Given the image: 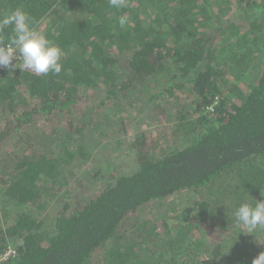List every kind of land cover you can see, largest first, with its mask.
<instances>
[{
  "label": "trees",
  "instance_id": "1",
  "mask_svg": "<svg viewBox=\"0 0 264 264\" xmlns=\"http://www.w3.org/2000/svg\"><path fill=\"white\" fill-rule=\"evenodd\" d=\"M199 1L124 0L117 8L109 0H0V18L22 9L30 27L38 31L45 23L43 34L64 53L58 75L19 66L0 79V112L9 116L0 146L12 133L21 137L18 150L0 152V253L9 241L23 243L3 264H252L256 251L234 212L242 203L264 201V0H219L213 7L211 0ZM227 2L252 23L236 31L229 30L231 21L220 25L213 9ZM200 12L209 15L197 22ZM13 36L12 25L0 27V46ZM248 41L257 43L254 53ZM118 53L126 58L122 73ZM81 86L101 89L105 100L118 93L141 100L143 93L146 117L156 127L169 125L173 143L161 129L150 144L138 132L135 171L115 175L89 197L64 195L60 210L41 217L66 185L63 164L90 156L68 144L93 115L77 118L80 127L69 119L61 154L50 148L59 130L42 127L57 112L73 116ZM99 172L90 173L88 184ZM184 192L193 193L192 204L172 225L168 211L154 221L140 217L144 207H160ZM210 226L218 233L213 239L202 231ZM194 227L208 243L199 260L187 237ZM166 247L177 250L170 260Z\"/></svg>",
  "mask_w": 264,
  "mask_h": 264
},
{
  "label": "rangeland",
  "instance_id": "2",
  "mask_svg": "<svg viewBox=\"0 0 264 264\" xmlns=\"http://www.w3.org/2000/svg\"><path fill=\"white\" fill-rule=\"evenodd\" d=\"M218 1L219 0H211V7H213L214 3H217ZM199 3L202 5L203 0H200ZM202 7L207 8V4L203 5ZM220 7H225V11L221 12V10H219ZM252 9L254 10V8L251 7L247 9V11ZM213 12L214 15L218 14L215 16V18L220 17V21L223 22L220 25L226 26L227 24L225 21H231L233 23V27H231L229 30L233 31H236L234 28L238 30L239 26L245 24L246 21H248L249 24L252 23L251 21H253L251 15H246L245 11L243 12L240 7L236 8L233 6L232 2H227L222 5L216 4ZM207 15H209V13L200 12L196 21L198 22L206 18ZM249 18L250 20H248ZM46 27L47 26H45V23H42L38 31L43 34ZM251 38L252 37L248 38L247 40H250ZM249 43L250 42L248 41L247 44ZM255 48H257V43L252 42L249 44V49L251 50L250 53H254ZM121 56L122 55L118 53L117 60L120 73H122V71L125 69L126 61V58ZM250 56L251 55H249L247 59H249ZM247 59L245 58V62ZM245 62L243 61V64ZM78 98V103L72 107V112L74 114L71 118H69L67 112H57L53 116H50L48 121L45 120L44 124H42V127L48 129L50 132L59 130V132H57L55 135L56 137H53V139L56 141L51 143L50 148L53 149L56 154H61L63 150L59 146V139L64 137V134H66L67 128L69 127V119L75 120V126L80 127V122L78 123L76 120L77 118L81 117L83 121H86L88 120L87 118L89 117V114L93 115V119L89 120L90 123L87 122V127L84 129L81 135L71 133L75 134V138H73L71 140L72 142L68 144L72 149H76L80 145L83 146L90 156L89 159L85 161H81V159L76 158L70 163L63 164L60 170V176L66 185L59 193L56 194L58 198L50 200L49 206L44 209L42 213L40 210L34 208V211L41 213V217H44L45 215H51L60 210L62 207L60 199L64 195H67V197L70 196V198L74 199L81 195H84V197H89L91 193L106 187L111 182V178H113L115 175L119 176L123 174H131L132 171H135L136 163L132 145L139 134L138 132H144L147 141L149 142L148 144H150L152 138L154 139L160 137L161 134H158V131L161 129L162 133L167 135V143H173V140L169 138L172 137L171 127L169 125L166 124L164 128L156 127V125L151 123V118L146 117L148 114L146 108L148 107L146 105L147 101L145 100L143 93L141 95V100H139V95H135L132 99L124 93H118L117 96H112L111 100H105L106 94L101 89H93L91 87L81 86L78 93ZM28 103L29 106L27 109L29 110L32 107L33 102L28 100ZM22 107L25 108V105H22ZM8 117V115L0 112V130L5 128V120ZM121 121L123 122L122 125L120 124ZM134 122H136L138 125H136ZM23 127H25V131L27 132L33 130L31 125H25ZM122 127L124 128L123 131H121ZM20 139V136L12 133L8 136L7 144H2L0 146V152H14V147L16 150H18L19 147L15 141L17 142ZM98 170H100L99 174L101 178L95 180L93 182L94 184L89 183V185L87 179L90 178V173L97 172ZM79 184L82 186L79 187ZM192 198L193 193L184 192L179 196L166 199L162 205L165 206L163 208H161L162 206L152 207V205L151 208L144 207L141 211L140 217L143 216L147 220L152 219L154 221V219L162 214V211H168L167 220L169 221V225H172L175 222L172 220H175L179 213H181L180 210L187 204H192ZM4 215L5 213L0 208V228L4 226V224H2L5 222ZM213 230L214 227L211 226L209 228L202 229V231H205L207 235L206 237L211 239L215 238L214 236L218 234H215ZM202 231L201 229L194 227L191 233L187 235V237L191 238L188 239L189 245L191 242H195L193 247L199 249L197 253L198 260L200 258H204V255L208 250L206 248L208 243H205V241L201 240L203 235L205 238V233L203 234ZM186 232H189V230L187 229ZM244 234L245 236H249L252 240V249L256 251L254 255L258 256L260 253L264 252V227H257L252 232L247 230ZM240 235L242 237V234ZM8 243L9 244L7 247H11L15 242L10 243L9 241ZM20 243L21 242H18V244ZM166 248L170 253V256H167V259L170 260L171 257H174L172 255H176L177 250H172L170 247ZM178 260L179 259H177V262H179ZM172 263L173 262H171V264Z\"/></svg>",
  "mask_w": 264,
  "mask_h": 264
},
{
  "label": "clouds",
  "instance_id": "3",
  "mask_svg": "<svg viewBox=\"0 0 264 264\" xmlns=\"http://www.w3.org/2000/svg\"><path fill=\"white\" fill-rule=\"evenodd\" d=\"M113 7L124 6V0H109ZM119 25L124 28L127 20L119 18ZM31 18L22 9L4 15L0 18V27L12 25L14 36L7 45L0 46V67L16 69L13 64L14 54H19L23 69L30 70L37 75H47L49 72L59 74L62 71V50L48 40L44 34L30 27ZM237 225H242L249 232L257 227H264V201L255 206L242 203L234 212ZM252 264H264V252L253 259Z\"/></svg>",
  "mask_w": 264,
  "mask_h": 264
},
{
  "label": "built area",
  "instance_id": "4",
  "mask_svg": "<svg viewBox=\"0 0 264 264\" xmlns=\"http://www.w3.org/2000/svg\"><path fill=\"white\" fill-rule=\"evenodd\" d=\"M9 44V43H8ZM7 45V44H4ZM3 46V45H1ZM13 64L17 65V68L21 65V60L19 59V54H14V58L12 61ZM14 69L12 68H4V67H0V79L5 76L6 74L12 72ZM215 105V103H214ZM23 243L21 242L20 244H18V242L16 244H14L11 247H7L3 253H0V264H3L7 261H9L11 258H14L16 256V248L22 246Z\"/></svg>",
  "mask_w": 264,
  "mask_h": 264
}]
</instances>
